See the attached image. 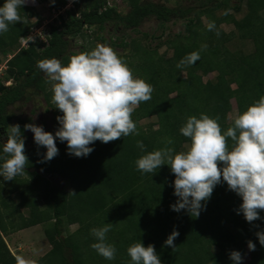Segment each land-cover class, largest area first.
<instances>
[{
	"label": "trees",
	"instance_id": "obj_1",
	"mask_svg": "<svg viewBox=\"0 0 264 264\" xmlns=\"http://www.w3.org/2000/svg\"><path fill=\"white\" fill-rule=\"evenodd\" d=\"M123 1L126 10L118 9L109 0L75 2L66 16L60 15L58 24L48 27L45 40L36 38L23 46L22 40L39 24L31 21L38 16L35 7L26 3L20 9L21 21L10 24L8 32L0 35V62L1 56L10 55L6 61V80H12L11 84L0 80V142L7 139L10 126L19 124L26 144L24 125L32 123V118L18 114L15 108L34 95H43L55 114L63 115L53 103L54 82L37 63L57 58L66 65L77 55L70 50L72 39L89 33L96 40L109 38L113 47L131 50L121 58H131L127 61L135 66L136 77L153 87L151 99L134 109L133 120L138 126L137 121L142 118L157 116L159 119L158 128L137 127L138 135L130 134L108 143L97 140L90 145L94 150L87 157L68 153L64 159L40 163L42 158L37 160L28 153L25 172L10 180V192H16L18 202L2 197L5 180L0 177V264H17L4 234L49 220L53 224L44 232L51 248L34 264H130L127 249L141 241L145 246H155L162 264H233L230 259L233 250L242 253L243 264H264V246L256 235L264 231V219L248 222L242 213L237 214L242 198L229 190L226 182L215 187L199 217H192L186 210L176 212L170 207L178 198L173 194L175 174L168 165L142 174L135 163L147 152L165 147L169 139L173 144L168 146L177 152L187 151L190 139L179 129L189 116L199 118L205 113L218 117L222 131H226L235 119H229L232 100L236 102L238 115L264 95V0H231L233 12H240L246 2L247 13L237 19L226 8L213 30L207 27L210 23L203 25L201 17L212 18L223 4L221 0H195L175 6L154 0ZM65 2L55 1L52 6L61 7ZM3 3L0 0V6ZM149 19L158 22L159 35L140 30ZM177 20L183 21L184 29L168 32V23ZM221 21L235 24L242 38L253 41V50L230 51L225 46L228 35L219 27ZM109 28L119 32L114 34L116 38L106 37L104 31ZM130 31L141 36L132 37ZM201 33L207 37L205 44L198 42ZM233 34L231 31V37ZM149 38L159 41L152 45ZM163 45L172 46L173 54H160L158 50ZM202 45H206L203 50ZM81 48V53L91 50L86 44ZM192 52H199L200 59L195 64L177 67ZM209 71H216V75L205 80L204 75ZM138 141L143 142V151L137 146ZM228 143L231 146L230 138ZM32 167L43 173L31 170ZM25 174L32 178L24 177ZM56 174L68 181V189L53 184L49 176ZM38 196L43 198L44 208L40 207ZM21 208L29 214L25 215ZM65 219L80 223L79 229L68 236H63ZM106 223L113 224L107 237L117 248L114 260L105 259L91 247L96 241L90 229ZM173 230L179 232L175 249L164 246ZM249 240L256 244L254 251L248 248Z\"/></svg>",
	"mask_w": 264,
	"mask_h": 264
},
{
	"label": "clouds",
	"instance_id": "obj_2",
	"mask_svg": "<svg viewBox=\"0 0 264 264\" xmlns=\"http://www.w3.org/2000/svg\"><path fill=\"white\" fill-rule=\"evenodd\" d=\"M27 0H4L0 6V35L8 32L9 25L21 21L20 9ZM55 3V0H52ZM209 30L215 28L210 23ZM219 34V33H217ZM206 48V45H202ZM199 52H192L177 65L195 64ZM37 67L53 83V103L63 115L57 116L60 127L53 134L42 125L25 124V130L34 133L37 147H45L40 163L51 161L59 154L57 139L67 142V151L76 157H87L97 140L108 143L130 134L138 135L132 119L134 106L151 99L153 87L144 79L134 76L127 62L110 46L98 44L90 52H82L70 58L64 65L57 58L38 61ZM218 117L201 113L189 116L179 129L190 139L187 151L177 152L169 139L165 147L147 152L136 160V168L142 174L153 173L168 165L175 174L174 195L178 198L170 207L173 211L186 210L192 217H199L210 200L215 187L224 182L228 189L242 198L236 210L246 221L253 222L264 210V95L238 114L232 126L222 131ZM231 140L229 146L228 140ZM25 137L19 124L7 129V139L0 142V177L13 180L25 172L28 157L25 154ZM137 146L143 151L142 141ZM113 224L90 229L95 241L91 247L107 260L116 258L115 244L108 242L107 234ZM264 246V231L256 233ZM179 232H173L164 246L175 249L174 241ZM248 248L254 251L256 244L249 240ZM127 253L130 264H162L153 244L143 242L130 245ZM233 264H243L242 253L230 252ZM17 264H34L22 255Z\"/></svg>",
	"mask_w": 264,
	"mask_h": 264
},
{
	"label": "rangeland",
	"instance_id": "obj_3",
	"mask_svg": "<svg viewBox=\"0 0 264 264\" xmlns=\"http://www.w3.org/2000/svg\"><path fill=\"white\" fill-rule=\"evenodd\" d=\"M55 1L61 2L63 0H55ZM81 1L82 0H75V2L76 3L79 2V4H81ZM154 1L164 2L167 5L175 6L178 3H181V4L194 3L195 0H154ZM221 1L223 4L220 6V8H217L214 11L212 18H209L206 15H202L201 19H202L204 26L211 23V21L217 22L219 18L224 16V10L226 8H228V13L230 15L231 13H233V15H235L237 19L243 18L244 15L247 13V3L246 2L243 3V8L240 12H233V10H231V0H227V1L221 0ZM109 2L111 4H115L120 10L127 9L126 2L123 0H109ZM26 3L34 6L36 11L38 12V16L31 18L32 22L39 21V24L34 25L33 27L35 28L32 27V29L30 30L34 32V29H36L34 32V35H37L40 33L41 34L43 33L42 35H45L46 34L45 31H49L50 29L48 27L52 26V24L59 23L57 18L56 19L54 18L55 14L53 13V10L51 9L53 7L52 0H43V1L27 0ZM44 27H46V30L43 29ZM157 27H158V22L155 19H149V20H146L140 26V30L148 31V32H155L156 35H159L161 33V30H158ZM219 27L222 28L225 31V33H227L228 35L227 40H225V46L230 51L238 50V51H243V52H250L253 50L254 48L253 41L251 39L242 38L239 35V32L236 29L235 24L229 21H223V22L221 21L219 22ZM183 29H184V24L182 20H177L174 22L172 21L168 23V32L170 31L171 33H177L178 31H182ZM109 31L108 30L104 31V34L106 35V37H109L111 35L113 38H116L114 34H119V32L114 31L112 28H109ZM231 31L234 33L232 37H231ZM89 34L85 37H82L80 35V36L73 38L71 41L70 50L75 51L77 54H80L81 49H82L81 47L84 44H86L87 47L91 48V50H93L98 44H104V45H107L113 48L119 57H121L122 55H126L127 53L131 51L129 49H123L118 46L113 47L112 42L111 40H109V38L107 41H102L100 39L96 40L94 38V34H91V33ZM129 34L135 38H139L141 36L139 32H136V31H130ZM205 36H206L205 33H201L199 35L198 42L200 44L206 43L207 37ZM42 37L43 36H41V38ZM149 41L152 43V45H155L159 41V39L149 38ZM21 45H23V42L21 43ZM158 51L160 54H163L166 56H170L173 54V48L170 45H163L159 48ZM9 57L1 56V62H0V80L5 81L6 84H11L12 82L11 79L6 80V76H7L6 61ZM128 59L131 60V58H128ZM128 59L126 58L123 60L127 62L134 76H136L135 68H134L135 66L130 65L127 61ZM215 75H216V71H209V73L204 75V79L205 80L213 79ZM232 105H233L232 110L229 113V119H233L237 116V106H236L235 100H232ZM135 108L136 106H134V109ZM15 109H16V112H18V114L20 115L31 116L32 124H36L38 126L42 125L45 131H49L54 134L55 131L60 127L57 121V115L55 114L53 108H51V106L46 102L45 98L41 94L34 95L32 99L28 100L22 106H20L19 108H15ZM134 118L135 117L132 114V119ZM158 120L159 119L157 116L142 118L138 121L136 120L138 123L137 127L138 129H141V130L148 129L151 126L153 128H158L159 126ZM27 137H28V141L25 144V154L28 156L29 154L32 153L31 155H34L35 156L34 158L39 160L46 153V148L37 147V145L34 142V133H32L31 130H27ZM4 141H6V139H2V142ZM56 142H57V146L59 149V154L56 157H54L52 160L64 159L68 154L67 142L61 143L58 139ZM33 148L36 150H34V152H31L30 149H33ZM31 170H37L38 172L43 173V171L39 168L37 169V168L32 167ZM24 177H29L30 179L32 178V176L29 174H25ZM49 178L53 182L54 185L64 187L65 189L69 188L68 181L62 176L56 174V175L49 176ZM10 189H11V182L4 181L2 192H1L2 197H5V198L9 197L11 200H15L16 202H18L20 200L19 196L16 194V192H10ZM37 200H38L40 207L44 208L45 202L43 198L41 196H38ZM21 211H23L25 215L29 214L28 210L25 208H21ZM52 224H53V220H49V221H45L43 223L28 227V228H24V229L15 231V232H9V233L4 234V239L8 247L10 248L12 253L16 255V257L18 255H22L25 258L30 259L34 262L40 256L44 255L47 251H49L51 248V244L49 243L44 230L52 226ZM79 227H80V223L78 222L69 223L65 219V222L63 224V236H68L76 232L79 229ZM248 258L249 256L247 255L246 259Z\"/></svg>",
	"mask_w": 264,
	"mask_h": 264
},
{
	"label": "built area",
	"instance_id": "obj_4",
	"mask_svg": "<svg viewBox=\"0 0 264 264\" xmlns=\"http://www.w3.org/2000/svg\"><path fill=\"white\" fill-rule=\"evenodd\" d=\"M74 6H75V0H66V2L61 7H52L51 9L53 10V13L55 14L54 18L55 19L57 18V20L60 22V20H59L60 15L63 14L64 16H66L67 11L71 10L72 8H74ZM56 24H58V23H56ZM33 28H35V27H33ZM43 29L46 30V27H44ZM35 30L36 29H34V32H35ZM34 32L30 31L28 33V35L22 40L23 46H27L29 40H33L34 41L36 38L45 40L46 35L48 34V31H45V33H46L45 35H42L43 33L34 35ZM41 36H43V37L41 38Z\"/></svg>",
	"mask_w": 264,
	"mask_h": 264
}]
</instances>
